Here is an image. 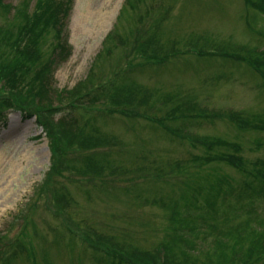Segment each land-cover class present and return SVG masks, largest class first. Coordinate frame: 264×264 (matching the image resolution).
<instances>
[{
	"label": "rangeland",
	"instance_id": "obj_1",
	"mask_svg": "<svg viewBox=\"0 0 264 264\" xmlns=\"http://www.w3.org/2000/svg\"><path fill=\"white\" fill-rule=\"evenodd\" d=\"M60 1L64 3L67 0ZM125 1L73 0L61 42L62 46L69 49L67 57L61 60L55 54H50V46L47 47L46 43L41 46L43 57L50 60L46 78L52 93L72 90L85 81L92 73L93 61L102 49L105 37L113 30L120 16L127 19V22H122L124 30L132 26V35H135L134 27L141 29L137 24L145 26L141 30L148 31L145 35L148 37L146 43L143 42L147 54L156 52L158 59H162L167 54H176L180 50L178 47L188 53L170 59L164 66L157 65L151 71L137 70L123 75L120 82L124 88L121 87L117 94L120 98L130 96L127 103L133 106L134 112L141 115L153 113L154 117L159 118L169 113L186 114L201 110L209 115L219 113L225 117L242 114L252 123L264 122V85L257 70L244 62L220 58L217 54L226 52L248 58L256 47L262 48V35L258 36L254 32L264 34V16L255 14L257 11L252 9L248 11L247 18L251 20L250 26L254 31L250 32L244 22L249 8L242 0H133L132 11L123 17L120 9L124 8ZM250 1V5L258 2ZM19 2L27 8L24 10L27 14L32 13L34 16L38 15L34 13L39 2L42 5L48 4L47 0L42 3L40 0H6L10 5ZM133 13L142 22L135 23ZM151 26L152 33L149 34ZM0 27V54L3 60H11L13 54L6 51L7 43L17 36L7 38L3 32L7 29L14 35L16 25L11 26L2 17ZM119 30V33H124ZM115 38L122 37L119 35ZM171 41L179 42L182 46L171 47ZM52 47L55 49V46ZM198 50L214 54L215 57L196 59L190 53H198ZM113 54L105 66L101 63L95 66V72L109 71L107 66H122L121 70L127 67L125 56L121 58L120 52ZM147 103L153 107L146 109ZM73 114L76 115L73 124L80 126V115L83 112L80 114L73 111ZM59 115L55 116L56 119ZM224 122L225 119L214 120L212 123L191 121V131L187 134L200 141L220 138L238 146L247 171H251L252 165L256 164L264 172V133L236 130ZM93 123L95 125L90 126L85 133L91 137L107 139L113 147L107 149L108 153L107 150H103L106 152L103 154L96 153L95 163L100 169L127 172L119 175L118 179H135L126 187L117 186L124 183L118 180L113 189L98 183L85 184L82 179L84 183L65 184L68 187L66 192V182L57 179L56 185L52 187H55L58 213L53 217L50 213L51 201L48 203L42 197L37 200L34 195L50 166V153L41 129L34 117L21 119L18 112L6 113L0 120V232H5L12 241L21 237L20 209L22 207L25 211L23 207H29L35 202V208L29 212L26 220L25 236L17 239V249L4 258L8 260L3 264H30L32 260L38 264H93L94 255L86 249V244L77 241L64 229L67 218L75 225L79 223L80 229L89 227L96 234L109 236L126 247L143 252L169 247L173 251L166 252L163 257L166 258L167 254L177 257L180 249L174 247L173 239L179 234L173 232L174 222L163 211V204H168L169 199L178 200L177 190L171 185L174 181L167 180L175 175L172 173L168 177V173L175 171L176 165H184L189 169L191 184L194 183L196 188L198 184L205 187L215 185L222 178L227 183L224 189L229 185L237 189L240 182L247 179L244 174L221 162H190L192 156L233 155L235 147L230 144L226 145L234 147V152L228 147L215 148L211 152L199 146L192 149L189 144L174 141L163 130L151 128V124L141 118H119L103 114L95 117ZM185 125L182 120L169 124L173 130L179 128L180 131ZM94 127L98 131L91 130ZM258 142L260 146H257ZM220 185H223L221 181ZM180 193L186 194L187 191L182 190ZM69 199L71 204L68 203ZM248 218L259 220L258 225L248 223V227L258 230L264 239V197L250 208L244 220ZM216 221L228 231L238 228L239 232L235 236H246L240 233L242 219L223 217ZM226 240L233 242L229 237ZM238 247L242 249L241 244ZM248 247L245 244L243 251ZM254 247L256 252L258 248ZM12 249L13 246L9 251ZM259 264H264V259Z\"/></svg>",
	"mask_w": 264,
	"mask_h": 264
},
{
	"label": "trees",
	"instance_id": "obj_2",
	"mask_svg": "<svg viewBox=\"0 0 264 264\" xmlns=\"http://www.w3.org/2000/svg\"><path fill=\"white\" fill-rule=\"evenodd\" d=\"M4 1L0 0V18L3 17L8 20L11 26L16 25V31L12 35L9 30L5 29L6 32H3V36L7 38L17 37L7 43L6 51L13 54L11 60H3L0 54V120L6 113L18 112L21 119L34 117L35 123L42 130L50 153V166L44 180L38 184L34 195L37 196V200L42 197L47 199L48 203L51 201L49 205L53 217L58 213L55 203V187H52L57 179H60L63 183L66 182L64 185H77L85 181V184L98 183L107 185L112 189L115 187L114 183L118 180H123L124 183L117 186L126 187L130 181L135 179L131 177L118 179L119 175H125L127 172H111L104 168L100 169L101 167L95 163L97 161L96 153H108L107 149L113 148L109 140L91 137L88 133H85L90 126L95 125L93 120L98 115L104 114L105 116H117L119 118L132 115L133 118H143L144 121L151 124V128L157 131L163 130L164 132L168 122L176 123L182 120L187 124L182 128V134L165 132L172 136L174 141L189 144L192 149L199 146L206 152H211L215 148L228 147L227 143L220 138L200 141L196 137L185 136L186 133L191 131L189 130L191 127L190 121L195 123L222 121L225 118L219 113L210 116L204 111L197 110L186 114H165L160 117L162 119L154 117L153 113H145L139 117L134 112L133 106L127 103L130 96L124 95L120 98V95L117 94L121 87L124 88L120 82L123 75L137 70L151 71L150 69L155 68L157 65L164 66L169 63L170 59L188 55L187 51L181 47H178L180 50L178 49L179 51L176 54H167L162 59H158L156 52H153L154 55L147 54L143 49V42L148 38L145 36L148 31L141 30L145 26L137 24L141 29L137 30L134 27L135 35H132L130 31L132 26H128L124 30L122 22H127V19L119 16L115 27L105 37L102 49L93 61L92 73L84 79V82L79 83L72 90H59L52 93L46 78L50 60L43 57L41 46L46 43L47 47L50 46V54H55L61 60L67 57L69 49L62 46L61 42L66 27L67 11L72 0H67L64 3H61L60 0H47V5H42L39 2V7L36 8L34 13H38L36 16L32 13L27 14L24 11L27 8L23 3L19 2L16 6L8 8L7 3H4ZM40 1L43 2V0ZM258 1L261 6L258 7L259 12L254 13L264 15V0ZM132 2L133 0L125 1L124 8L120 9L121 16L126 17L132 8ZM244 2L245 6L249 8L246 11L244 22L246 29L252 32L250 26L252 22L247 18V13L251 9L255 11L257 9L249 4L251 3L250 0H244ZM16 14H21V16ZM132 15L135 23L136 21L142 22L139 16L134 13ZM118 26H121L119 29L124 32L123 34L119 33L121 31L117 29ZM1 29L2 27H0V31ZM151 30L152 26L149 29V34L152 33ZM125 31L127 34H125ZM119 35L122 38H115ZM256 35H262L263 45L262 48L260 46L255 48L254 53L256 54L252 53L248 58L242 55L221 56L220 58H228L232 61L244 62L253 66L262 79V85H264V34L258 33ZM178 45L182 46L179 42L171 41V47ZM52 46H55V49ZM115 52H120L121 58L125 56L128 60L126 62L127 67L121 70L122 66L120 68L107 66L109 71L95 72V66L99 63L105 66V63L113 58ZM201 52L203 51L190 54H193L199 60L215 57L214 54L206 52H203L205 53L203 54ZM94 82L97 84H94ZM53 105H56V107ZM149 107L153 106L147 103L146 109ZM73 111H78L80 114L83 112V115H80V126L72 122L76 121V115L73 114ZM56 115H59L57 116L58 119H56ZM227 122L232 124L234 128L239 125L241 128L249 129L251 126L247 119L234 122L226 120L224 123L228 125ZM253 128L256 131L264 132V128ZM91 130L98 131L96 127L91 128ZM258 146H260V143H258ZM103 150L107 151L103 152ZM241 158L242 156L230 158L225 154L214 157L192 156L190 162L196 163L193 160H199L203 164L209 162L232 163L233 160L239 159L243 167L245 161ZM239 172L243 173L247 179L237 191L236 188L230 185L224 189L223 186L227 183L222 178L219 179L223 184L222 186L220 181H217L215 185L205 187L198 184L196 188L194 183L191 184L192 179L191 175L189 176V169L185 168L184 165H176L175 171L168 173V177L172 173L175 175L167 180L174 181L171 185L174 190H177L178 200L168 198V204H163V211L170 216V221L174 222L173 232L179 234L173 239L174 247L180 249L177 257L171 254H167L166 258L163 257L166 252L173 251L169 247L154 248L152 251L144 252L133 247H126L115 242L109 236L96 234L89 227L80 229L79 223L73 224L70 218L66 219L64 229L77 241L86 244V249L94 255L93 264H259L264 259V239L258 233V230L248 227V223L258 225L259 220L251 218L244 220V218L248 215L251 206H255L256 202L264 196V173L261 170L256 174L247 173L246 169ZM112 176L113 178H111ZM187 176H189V179H187ZM84 177L87 178L84 179ZM255 182L258 184L259 190L251 188ZM242 187L244 188L243 192H241ZM66 188L68 187H65V192L67 191ZM182 190H186L187 193L181 194L180 191L182 192ZM68 203L71 204L70 199ZM34 204L35 202L29 207H23L25 211L22 207L20 209L22 224H20L21 232L19 236L21 237H17L16 240L12 241V238L8 237L5 232H0V264L8 260L4 258L11 251L17 249V239H22L25 236L26 220L29 218V212L35 208ZM223 204L224 210H222ZM16 217L18 218V213ZM223 217L244 220L240 233L246 234V236H235L239 232L238 228L234 231H228L220 226L216 220ZM73 230H76V232H73ZM228 237L233 240L232 243L226 240ZM240 244L242 249L238 247ZM245 244H248L249 247L243 251ZM11 246H13V249L9 251ZM254 246L258 248L256 252H254ZM30 264H38V262L32 260Z\"/></svg>",
	"mask_w": 264,
	"mask_h": 264
}]
</instances>
